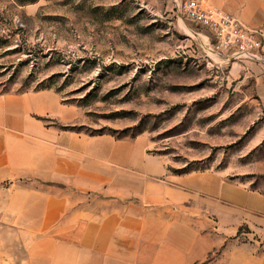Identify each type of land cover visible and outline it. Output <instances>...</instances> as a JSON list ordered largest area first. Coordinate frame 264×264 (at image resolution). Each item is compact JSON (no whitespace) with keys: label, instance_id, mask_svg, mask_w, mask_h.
<instances>
[{"label":"rangeland","instance_id":"1","mask_svg":"<svg viewBox=\"0 0 264 264\" xmlns=\"http://www.w3.org/2000/svg\"><path fill=\"white\" fill-rule=\"evenodd\" d=\"M181 1L0 0V54L21 50L0 58L20 64L0 70V93L49 91L77 109L73 131L142 137L166 171L197 161L263 194L264 101L250 68L262 63L213 51ZM249 232L242 225L239 242H255ZM11 239L0 228V264H17Z\"/></svg>","mask_w":264,"mask_h":264},{"label":"crops","instance_id":"2","mask_svg":"<svg viewBox=\"0 0 264 264\" xmlns=\"http://www.w3.org/2000/svg\"><path fill=\"white\" fill-rule=\"evenodd\" d=\"M209 2L264 28V0ZM250 68L264 101V64ZM77 116L49 91L0 93V228L17 264H264L263 194L174 175L142 137L60 129ZM242 225L255 242H239Z\"/></svg>","mask_w":264,"mask_h":264},{"label":"built area","instance_id":"3","mask_svg":"<svg viewBox=\"0 0 264 264\" xmlns=\"http://www.w3.org/2000/svg\"><path fill=\"white\" fill-rule=\"evenodd\" d=\"M182 14L207 33L209 46L232 59L264 64V29L251 28L206 0H182Z\"/></svg>","mask_w":264,"mask_h":264},{"label":"trees","instance_id":"4","mask_svg":"<svg viewBox=\"0 0 264 264\" xmlns=\"http://www.w3.org/2000/svg\"><path fill=\"white\" fill-rule=\"evenodd\" d=\"M17 25H19V29H17V30H22L24 28V25L21 22H18ZM6 43H8V41ZM20 52H21V50L18 49V47H17V48H14L12 50H8V51L3 52L2 54H0V58H4L7 55H11L14 53H20ZM23 52H25V54L31 60H34L37 58V56L34 55L31 51H28V50L25 51L24 50ZM13 62L14 61H7V62L0 63V70H3V73H4V72H7V71L13 69L14 67H15L14 69H16L20 65L18 63V65L16 66ZM1 93H6V92H1ZM60 129H62V130H73L69 127H61ZM99 135H101V134H99ZM116 139H119V138H116ZM197 164H198L197 161H192V162H187L182 169H172L170 167H167V169L170 173H172L174 175H184V174H189L192 172H202L204 169L202 167L199 168ZM263 194H264V192H263Z\"/></svg>","mask_w":264,"mask_h":264}]
</instances>
